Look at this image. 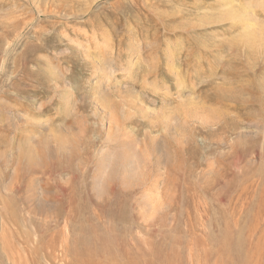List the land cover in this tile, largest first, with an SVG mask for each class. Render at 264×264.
I'll use <instances>...</instances> for the list:
<instances>
[{"label": "rangeland", "instance_id": "374dc122", "mask_svg": "<svg viewBox=\"0 0 264 264\" xmlns=\"http://www.w3.org/2000/svg\"><path fill=\"white\" fill-rule=\"evenodd\" d=\"M147 1L0 0V264H264V0Z\"/></svg>", "mask_w": 264, "mask_h": 264}, {"label": "bare ground", "instance_id": "6f19581e", "mask_svg": "<svg viewBox=\"0 0 264 264\" xmlns=\"http://www.w3.org/2000/svg\"><path fill=\"white\" fill-rule=\"evenodd\" d=\"M147 1V0H146ZM148 2V1H147ZM150 2V1H149ZM247 14V13H246ZM234 17H235V15H234ZM227 18H225V17H217V18H213V20H210V22H212V23H218V22H220V21H223V20H226ZM251 27V26H250ZM261 37H264V36H262V34L261 35H258L255 31H253V30H249L248 31V34L246 35V39H247V41L248 42H252L253 41V39H261ZM264 40V39H263ZM262 40V41H263ZM256 43H258V42H255L254 44H256ZM259 43H260V41H259ZM264 43V42H263ZM260 44H262V42L260 43ZM153 68H154V66H153ZM159 70H161V68H158V71ZM152 72V71H151ZM147 74V73H146ZM62 83V82H61Z\"/></svg>", "mask_w": 264, "mask_h": 264}]
</instances>
